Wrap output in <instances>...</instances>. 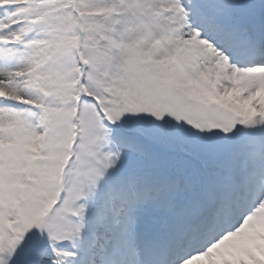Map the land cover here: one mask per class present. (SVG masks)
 <instances>
[{
	"label": "snow or ice",
	"instance_id": "1",
	"mask_svg": "<svg viewBox=\"0 0 264 264\" xmlns=\"http://www.w3.org/2000/svg\"><path fill=\"white\" fill-rule=\"evenodd\" d=\"M0 264H264V0H0Z\"/></svg>",
	"mask_w": 264,
	"mask_h": 264
}]
</instances>
